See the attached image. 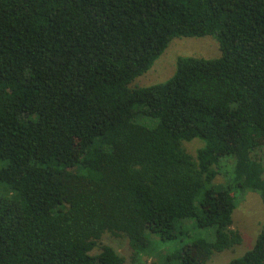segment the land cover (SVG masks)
Instances as JSON below:
<instances>
[{"label":"trees","instance_id":"1","mask_svg":"<svg viewBox=\"0 0 264 264\" xmlns=\"http://www.w3.org/2000/svg\"><path fill=\"white\" fill-rule=\"evenodd\" d=\"M204 36L218 57L130 86ZM247 191L264 204V0H0V264H126L108 233L205 264ZM227 264H264V223Z\"/></svg>","mask_w":264,"mask_h":264},{"label":"rangeland","instance_id":"2","mask_svg":"<svg viewBox=\"0 0 264 264\" xmlns=\"http://www.w3.org/2000/svg\"><path fill=\"white\" fill-rule=\"evenodd\" d=\"M219 55L218 43L213 36L175 38L168 44L151 68L137 77L130 86H146L164 82L173 74L176 59L179 56L216 58ZM201 146L202 142L198 139L183 142L185 150L192 155H195L197 149ZM216 182H223L221 175L216 177ZM263 223L264 204L259 196L251 191L239 196L233 212L232 228L241 233L242 242L230 250L214 254L205 264H227L232 258L241 256L252 247ZM199 231L202 232L201 229ZM100 243L113 247L123 255L126 264H162L159 253L155 254L152 251L151 253H140L136 258H133L129 241L124 235L104 234ZM100 252V246L94 247L91 251L92 254Z\"/></svg>","mask_w":264,"mask_h":264}]
</instances>
